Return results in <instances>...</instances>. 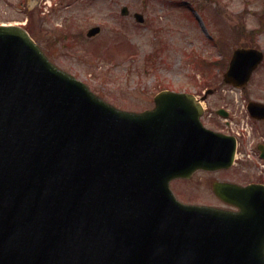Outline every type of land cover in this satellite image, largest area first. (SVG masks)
<instances>
[{"label": "water", "instance_id": "obj_1", "mask_svg": "<svg viewBox=\"0 0 264 264\" xmlns=\"http://www.w3.org/2000/svg\"><path fill=\"white\" fill-rule=\"evenodd\" d=\"M262 59L235 50L224 82L244 86ZM247 110L264 120L263 103ZM202 113L193 95L167 90L151 110H119L25 29L0 25V264H264L263 185L213 182L237 211L183 204L170 189L233 164L235 139Z\"/></svg>", "mask_w": 264, "mask_h": 264}, {"label": "rangeland", "instance_id": "obj_2", "mask_svg": "<svg viewBox=\"0 0 264 264\" xmlns=\"http://www.w3.org/2000/svg\"><path fill=\"white\" fill-rule=\"evenodd\" d=\"M51 1L43 12L44 4L35 0H0V24L23 26L56 67L120 110L151 109L153 97L166 89L197 98L212 90L204 101L203 125L212 130L249 128L250 158L238 153L229 169L196 171L188 179L173 180L170 188L178 200L226 209L212 193V182L244 186L259 176L264 179L255 149L264 142V122L242 111L249 101L264 103V62L244 88L232 90L222 81L225 57L245 37L230 35L225 47L209 42L206 33L220 38L231 32L224 31L226 24L231 27L237 21L243 34L259 30L253 39L264 52V0ZM122 6L128 7V16H121ZM133 12L143 15V24L134 21ZM95 25L99 34L88 38L86 33ZM221 108L230 112L228 124L216 114Z\"/></svg>", "mask_w": 264, "mask_h": 264}, {"label": "flooded vegetation", "instance_id": "obj_3", "mask_svg": "<svg viewBox=\"0 0 264 264\" xmlns=\"http://www.w3.org/2000/svg\"><path fill=\"white\" fill-rule=\"evenodd\" d=\"M207 0H205V3H206ZM228 16L227 15V18L228 19ZM227 25V28L224 29V31H227L230 30L231 32L229 34H225L220 37V38H216L214 39L213 35H210L209 33L207 34V38L209 40V42L212 40V42L215 44V45H218V44H221L222 46H225L227 47L228 44H229V40H231L232 38L230 37V35H234V36H237V39H240L242 37H245L241 44H238L236 43L235 46L232 47V49L230 50V53L228 54L229 56H226L225 57V63L227 64L228 66V63H229V60L232 56V53L234 52V50L238 49V48H247V49H251V48H258L257 45H256V42L255 40L253 39L255 36L258 35L259 33V30H253V33H247V34H243L241 31V29L244 30V27L240 26V24H238V22H234L232 23V26L230 27V24H226ZM249 38V39H248ZM259 49V48H258ZM224 59V58H223ZM217 63V62H215ZM258 145H262L264 147V142H261V143H257V146ZM263 167H264V163H263ZM254 183H261L264 185V179L263 177H258L257 181L254 182Z\"/></svg>", "mask_w": 264, "mask_h": 264}]
</instances>
